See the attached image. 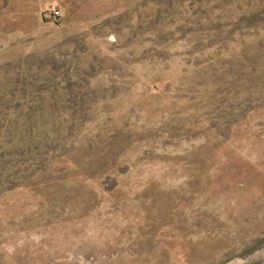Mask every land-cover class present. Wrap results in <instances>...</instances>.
<instances>
[{
	"label": "rangeland",
	"instance_id": "374dc122",
	"mask_svg": "<svg viewBox=\"0 0 264 264\" xmlns=\"http://www.w3.org/2000/svg\"><path fill=\"white\" fill-rule=\"evenodd\" d=\"M238 261L264 264V0H0V264Z\"/></svg>",
	"mask_w": 264,
	"mask_h": 264
},
{
	"label": "built area",
	"instance_id": "2783aa9c",
	"mask_svg": "<svg viewBox=\"0 0 264 264\" xmlns=\"http://www.w3.org/2000/svg\"><path fill=\"white\" fill-rule=\"evenodd\" d=\"M47 18L49 21L55 23V24H60L62 18H63V12L57 8V7H52L50 8Z\"/></svg>",
	"mask_w": 264,
	"mask_h": 264
},
{
	"label": "bare ground",
	"instance_id": "6f19581e",
	"mask_svg": "<svg viewBox=\"0 0 264 264\" xmlns=\"http://www.w3.org/2000/svg\"><path fill=\"white\" fill-rule=\"evenodd\" d=\"M232 264H240V262L238 261V262H234V263H232Z\"/></svg>",
	"mask_w": 264,
	"mask_h": 264
}]
</instances>
